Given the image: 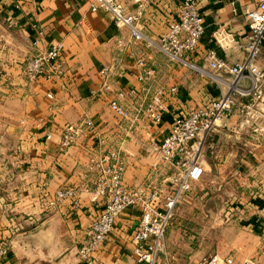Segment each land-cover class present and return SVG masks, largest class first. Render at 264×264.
Returning <instances> with one entry per match:
<instances>
[{"label":"crops","instance_id":"crops-1","mask_svg":"<svg viewBox=\"0 0 264 264\" xmlns=\"http://www.w3.org/2000/svg\"><path fill=\"white\" fill-rule=\"evenodd\" d=\"M15 1L0 0V229L11 238L4 264H83L77 256L78 246L99 203L85 192L77 206L69 199L48 209L40 203L43 193L92 182V174L84 166L91 141L80 137L60 152V127L64 122L88 116L99 130L113 132L119 119L108 106V96L128 86L142 93L147 83L136 79L137 67L125 54L117 58L121 73L107 77L100 73L101 66L116 57L117 37L128 34V30L117 28L103 12L90 10L91 0H22L19 8L14 7ZM120 1L127 10L133 9L132 0ZM178 3L179 0H151L142 16L145 27L153 35L164 31L168 20L175 16ZM198 3L205 32L193 58L196 63L205 64L201 55L217 44L219 31L241 38L248 24L241 3L235 9L230 0ZM55 40L63 42L68 72L61 79L29 81L22 72L25 61ZM261 49L264 50V42ZM153 55L157 82L177 84L179 92L176 97H169L168 109L157 124L137 117L130 105L129 118L121 122L126 161L123 180L127 185L141 182L154 167L161 169L160 173L172 170L169 166L160 167L152 142L167 133L173 113L219 96L226 91L229 80L228 73L222 70L216 71L220 79H207L170 64L161 52L154 51ZM243 55L238 50L229 54L231 59ZM256 62L264 67V58L259 57ZM66 80H70L67 86ZM103 81L109 83L108 90L103 95H93L90 91L99 89ZM248 82L244 78L241 84ZM48 91L51 97L47 96ZM123 102L128 104L130 99ZM236 121L237 117L231 115L209 132L201 157L202 176L214 172L223 181L230 173L237 180L235 186L223 182L199 185V179L182 195L165 233L172 264H196L212 253H230L219 252L220 247L210 252L209 247L194 246V241L201 238L199 224L204 230L210 221V203L216 197L212 191L230 195L227 208L234 209L235 217L229 222L254 226L260 231L258 237L264 238V143L253 145L249 137L236 132ZM37 123L44 124L45 130L37 128ZM47 130L51 131L50 139L44 137ZM254 179L257 188H247L245 183ZM139 218L138 205L117 217L115 229L95 253L97 264H145L138 262L132 252L131 232Z\"/></svg>","mask_w":264,"mask_h":264},{"label":"built area","instance_id":"built-area-1","mask_svg":"<svg viewBox=\"0 0 264 264\" xmlns=\"http://www.w3.org/2000/svg\"><path fill=\"white\" fill-rule=\"evenodd\" d=\"M132 1V10H127L120 0H91L89 8L106 14L117 28L128 30V34L117 37L116 57L102 65L100 73L104 77L121 73L117 58L125 54L137 67L136 79L147 83L145 89L140 93L134 86L120 87L108 96V106L119 119L113 132L99 130L88 116L61 125L60 152H65L80 137L91 141L84 166L92 174V182L62 186L54 193H43L40 197V203L46 209L55 207L64 199L77 206L83 192L99 203V208L91 216L86 236L78 246L77 256L83 264H97L95 253L115 229L117 217L134 205L140 208L139 221L131 232L136 260L145 264H172V256L166 249V229L176 203L190 190L193 182L202 177V147L209 132L225 118L235 115L236 132L249 137L253 145L264 143V67L256 62L264 42V0H230L234 9L237 3L244 5L242 14L248 30L241 38L219 31L217 44L206 48L201 55L205 64H198L193 58L205 32L198 0H179L175 16L158 35H153L142 21L151 0ZM21 5L22 0L14 3L16 8ZM235 50L243 51V57L231 59L229 54ZM63 51L61 40L51 42L45 50L25 61L23 74L29 81L63 78L68 72ZM154 51L164 54L170 64L193 67L206 78L220 79L216 71H225L229 80L226 81V91L219 96L205 98L191 109L173 113L167 133L152 142L151 147L162 164H168L172 170L160 173L161 169L154 167L141 182L127 185L123 180L126 161L121 122L129 118L130 105L137 117L157 124L168 109L169 97H176L179 92L177 84L157 82ZM244 78L249 80L247 85L241 84ZM69 84L70 80L64 82L65 86ZM108 88L109 83L103 81L99 89L90 92L103 95ZM46 94L52 96L50 91ZM245 95L249 97L242 99ZM125 99H130V103H124ZM36 127L44 129V124L37 123ZM44 137L50 139L51 131L47 130ZM10 245V236L0 229V264L6 262ZM196 264L258 262L243 258L238 263L231 253H212L203 256Z\"/></svg>","mask_w":264,"mask_h":264},{"label":"rangeland","instance_id":"rangeland-1","mask_svg":"<svg viewBox=\"0 0 264 264\" xmlns=\"http://www.w3.org/2000/svg\"><path fill=\"white\" fill-rule=\"evenodd\" d=\"M262 52L259 53L257 58H264V50L261 49ZM179 67L186 68V71H190L192 73L200 75L199 72L190 66L184 65H175ZM212 71V70H211ZM210 79V78H207ZM215 97V96H211ZM159 161L160 167L163 169H168V164L163 165L161 158L156 154L155 155ZM222 178H216L214 176V172H208L204 176L200 178L198 184H218L220 182L226 183V185L235 186L236 179L230 173L227 175L225 180H221ZM253 179V177H252ZM239 183V182H238ZM237 183V184H238ZM261 184V183H259ZM246 187L249 189L257 188L258 183L254 180H249L245 183ZM224 195V196H223ZM248 195V194H246ZM212 196H216L212 198L210 206L211 210L209 213L210 221L206 223V228L202 229V224H199L198 231H200V239L194 241L195 247H209L211 251H216L217 248L220 247V251L222 253L230 252L234 255L236 261L239 263L243 258H252L258 262V264H264V238L258 237V233L254 226L251 225H242L234 222H229L230 218L235 217L234 209H228L227 203L230 205V199H228L227 195L220 192H213ZM233 202H236V199H233ZM226 211H230V213L226 214ZM231 212L233 215L231 216ZM235 233L237 237L234 236ZM240 234L242 235L240 237ZM232 236L233 238H230ZM234 237L237 240H234ZM236 243V245H235ZM229 247V249H228ZM238 248V249H236ZM228 249V250H225Z\"/></svg>","mask_w":264,"mask_h":264}]
</instances>
